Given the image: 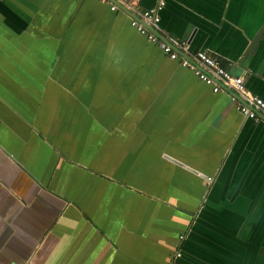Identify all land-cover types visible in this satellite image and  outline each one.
Instances as JSON below:
<instances>
[{
    "label": "crops",
    "instance_id": "obj_1",
    "mask_svg": "<svg viewBox=\"0 0 264 264\" xmlns=\"http://www.w3.org/2000/svg\"><path fill=\"white\" fill-rule=\"evenodd\" d=\"M130 15L0 1V264H264V119ZM160 17L264 99V0H166Z\"/></svg>",
    "mask_w": 264,
    "mask_h": 264
},
{
    "label": "built area",
    "instance_id": "obj_2",
    "mask_svg": "<svg viewBox=\"0 0 264 264\" xmlns=\"http://www.w3.org/2000/svg\"><path fill=\"white\" fill-rule=\"evenodd\" d=\"M99 1L109 4L112 11L120 9L113 0ZM117 1L131 13V25L149 42L157 45L167 57L179 60L181 66L192 71L214 93L228 94L235 102L238 112L246 119L254 122L264 119V99L247 89L243 76L233 75L216 57L206 51L192 52L188 42L175 39L161 29L160 12L166 6V0H158L153 8L145 11L136 8L135 0ZM209 180L212 181V178Z\"/></svg>",
    "mask_w": 264,
    "mask_h": 264
},
{
    "label": "water",
    "instance_id": "obj_3",
    "mask_svg": "<svg viewBox=\"0 0 264 264\" xmlns=\"http://www.w3.org/2000/svg\"><path fill=\"white\" fill-rule=\"evenodd\" d=\"M114 3L118 4L120 6L121 9H123L124 11L126 10L124 6L121 5V3H119L117 0H113ZM130 13V12H129ZM131 14V13H130ZM262 32H260L252 41V43L249 45V47L247 48V50L244 53V58H246L248 55H252L256 52V49L259 45L260 40L262 39ZM243 61V59L241 60V62Z\"/></svg>",
    "mask_w": 264,
    "mask_h": 264
}]
</instances>
